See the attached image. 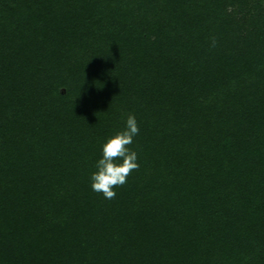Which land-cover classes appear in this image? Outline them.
Masks as SVG:
<instances>
[{
	"label": "trees",
	"instance_id": "1",
	"mask_svg": "<svg viewBox=\"0 0 264 264\" xmlns=\"http://www.w3.org/2000/svg\"><path fill=\"white\" fill-rule=\"evenodd\" d=\"M128 115L140 167L107 200ZM3 154L0 264H264V0H0Z\"/></svg>",
	"mask_w": 264,
	"mask_h": 264
},
{
	"label": "clouds",
	"instance_id": "2",
	"mask_svg": "<svg viewBox=\"0 0 264 264\" xmlns=\"http://www.w3.org/2000/svg\"><path fill=\"white\" fill-rule=\"evenodd\" d=\"M217 38H211V48L217 47ZM139 126L134 115H128L126 127L116 132L102 146V158L96 164L97 171L91 174V188L107 200L115 199V188L127 183V178L140 167L136 151L130 149Z\"/></svg>",
	"mask_w": 264,
	"mask_h": 264
},
{
	"label": "rangeland",
	"instance_id": "3",
	"mask_svg": "<svg viewBox=\"0 0 264 264\" xmlns=\"http://www.w3.org/2000/svg\"><path fill=\"white\" fill-rule=\"evenodd\" d=\"M113 29H117V28L113 27ZM135 38H136L135 35H129L128 33L118 28L117 34L114 33L112 35L108 46L110 48H113V50L119 54L118 58L121 59V57H124V55L128 52V49L130 48L129 45L132 42L136 41ZM49 53L50 52H48L47 55H49ZM118 64H121V60H119ZM114 65L116 66L115 62H114ZM133 70L135 71V67L133 68ZM91 96L96 97V95H94L93 93L91 94ZM114 106H117V103H115ZM160 135H158L157 137H160ZM134 142L133 144H135ZM15 168L16 167H14L12 161L9 160V158H5V154H3L2 156L0 155V188L3 187V185L5 186L8 183L9 175L12 174V171L14 172ZM58 185L59 184H57L56 182L54 185L55 188L58 187ZM20 210H21V213L25 215V208L22 205L20 206ZM8 211L9 212H6V216L11 217L12 215L11 211L10 210ZM19 219H21L22 222L24 221V217H19ZM0 221L3 223V226H5V224L7 225V223L4 224L3 219H0Z\"/></svg>",
	"mask_w": 264,
	"mask_h": 264
}]
</instances>
